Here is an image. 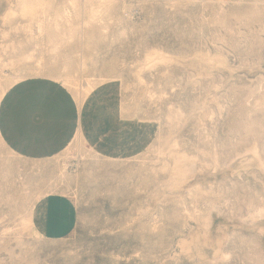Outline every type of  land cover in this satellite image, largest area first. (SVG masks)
I'll return each instance as SVG.
<instances>
[{
  "label": "rangeland",
  "instance_id": "1",
  "mask_svg": "<svg viewBox=\"0 0 264 264\" xmlns=\"http://www.w3.org/2000/svg\"><path fill=\"white\" fill-rule=\"evenodd\" d=\"M22 1L0 0V93L47 78L109 112L89 134L103 151L80 127L46 159L0 137V264H264L246 221L264 173L230 169L251 140L264 151V0H43L36 19ZM180 156L198 170L176 185ZM53 195L76 210L59 240L35 223Z\"/></svg>",
  "mask_w": 264,
  "mask_h": 264
},
{
  "label": "crops",
  "instance_id": "2",
  "mask_svg": "<svg viewBox=\"0 0 264 264\" xmlns=\"http://www.w3.org/2000/svg\"><path fill=\"white\" fill-rule=\"evenodd\" d=\"M96 92L79 107L72 94L53 80H22L8 88L0 100V137L9 149L23 158L46 159L62 152L80 127L86 142L102 150L105 146L89 136L91 128H101L103 135L102 113L109 112ZM97 112L101 125L95 127L91 117ZM110 116L116 119L113 109ZM43 218L44 236L64 239L75 229L76 210L69 198L53 195L46 199ZM39 221L37 218L35 222L38 228Z\"/></svg>",
  "mask_w": 264,
  "mask_h": 264
},
{
  "label": "bare ground",
  "instance_id": "3",
  "mask_svg": "<svg viewBox=\"0 0 264 264\" xmlns=\"http://www.w3.org/2000/svg\"><path fill=\"white\" fill-rule=\"evenodd\" d=\"M72 4V3H71ZM45 5V2L43 0H23L22 3H21V9H20V13L25 17V16H28L30 17V19H36L35 16H36V13L37 11L39 12V9H42ZM65 14V13H64ZM68 14V13H67ZM21 15V16H22ZM66 15V14H65ZM34 16V17H33ZM39 17V16H38ZM58 18V17H57ZM68 19V18H66ZM39 20V18H38ZM68 22V20H66ZM56 27V26H55ZM152 57V56H151ZM159 56H157L158 58ZM148 58V57H147ZM153 58V57H152ZM152 58H148L150 59V61L152 60ZM161 58V57H160ZM158 60V59H157ZM162 60V59H161ZM154 62V61H153ZM38 64V63H37ZM39 66V65H38ZM37 67V66H36ZM40 68V67H39ZM37 71V70H36ZM17 78L13 79V81L11 82L10 85H13L15 83ZM65 83L68 84V85H71L70 83V79L68 77H66L65 79ZM5 93V89L1 91L0 93V97L2 96V94ZM255 104H258V105H261L262 106V102H260L259 100H256L255 101ZM255 106V105H254ZM251 127V126H250ZM250 129V128H249ZM253 128H251L252 130ZM255 129V128H254ZM250 130V132H251ZM253 133V132H252ZM252 142L249 144V146L245 149V152H244V155L242 157H240L237 162L232 165V167L230 168L231 171H236L237 169H249L251 170L250 172V175L255 179L256 176L255 174H257L258 171L264 173V151L262 149V146L259 147L257 145V141L254 139V140H251ZM175 158V157H173ZM191 159V160H189ZM193 158H188L185 156H180V157H176L175 160H174V163H175V184L176 185H181L183 184L184 182H186V179H188V177L192 174V173H195V168L198 167L195 166V167H188V165H190L192 162H193ZM196 163V162H194ZM200 164V163H199ZM188 167V168H187ZM203 168V167H201ZM229 169V170H230ZM198 170V169H197ZM196 170V171H197ZM174 172V171H173ZM259 175V174H258ZM193 176V174L191 175ZM198 183V182H197ZM209 185V187H207ZM206 184V187H196V189H200V192L203 193V194H213L215 193V190H216V187L214 188V185L211 184ZM201 186V185H200ZM205 186V185H204ZM215 189V190H214ZM264 190V187L263 189ZM218 207V206H217ZM45 209V197L42 198L41 200V203H40V212L38 214V220H40V223H41V235H44V233L42 232L43 231V222L44 221L43 219V211ZM220 210V209H219ZM223 210V208H222ZM42 211V212H41ZM217 211V210H216ZM219 212V211H218ZM223 213V211H222ZM248 218L246 219V221H248V225L249 226H255L257 228V233L259 235H263L264 234V196H260L256 205L255 206H252V210L248 212ZM229 217V216H228ZM202 221L201 223L197 222L198 223V227L200 228H205L207 225L206 223V220L204 219L203 220H200ZM245 221V222H246ZM244 224H242L243 226ZM201 230V229H200ZM203 231L205 229H202ZM208 229L205 231L207 232ZM199 232V231H198ZM204 233V232H203ZM202 234V233H201ZM206 234V233H204ZM224 234V233H223ZM222 234V235H223ZM209 235V234H208ZM202 236V235H201ZM223 237L222 236V242L223 241ZM202 238V237H201ZM207 238V236H206ZM207 242L206 244L208 243V239H206ZM209 238L211 239V237L209 236ZM226 238V237H224ZM200 237L198 236V241H199ZM204 240V239H202ZM204 240V241H205ZM201 241V239H200ZM211 241V240H210ZM220 241V240H219ZM203 242V241H201ZM212 242V241H211ZM217 242V241H216ZM215 242V243H216ZM205 243V242H204ZM218 243V242H217ZM217 245V244H216ZM214 246V245H213ZM221 247L220 245L218 246V248ZM215 249V247H214ZM217 250V248H216ZM215 250V251H216ZM218 254V252H216ZM216 254V255H217ZM218 255H223V254H218ZM217 255V256H218ZM215 256V255H214ZM216 256V257H217ZM219 257V256H218ZM222 257V256H221ZM218 259V258H216Z\"/></svg>",
  "mask_w": 264,
  "mask_h": 264
}]
</instances>
